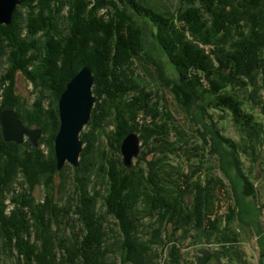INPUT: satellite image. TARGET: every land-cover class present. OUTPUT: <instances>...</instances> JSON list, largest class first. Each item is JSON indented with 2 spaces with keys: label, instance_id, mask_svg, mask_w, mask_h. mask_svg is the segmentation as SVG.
I'll return each mask as SVG.
<instances>
[{
  "label": "trees",
  "instance_id": "1",
  "mask_svg": "<svg viewBox=\"0 0 264 264\" xmlns=\"http://www.w3.org/2000/svg\"><path fill=\"white\" fill-rule=\"evenodd\" d=\"M148 19L180 75V102L204 113L222 111L240 131L232 163L244 180L243 194L258 200L260 178L245 174L242 163L256 164L264 146L263 123L245 104L249 95L252 100L264 92V0H179L174 12L146 0H24L12 23L0 24V75L9 84L0 113L13 108L27 126L42 128L40 145L47 143L49 152L30 142H6L0 123V264L8 258L16 264H159L158 251L170 244L166 259L182 264L180 244L161 247L169 229L185 236L198 230L212 247L209 262L234 252L238 264H246L239 234L222 228L224 215L229 221L236 216L221 178L211 174L205 181L193 163L174 166L165 150L130 167L121 158L129 134L147 139L165 133L128 67L132 57L146 53ZM85 66L93 70L98 100L81 134L80 166L58 171L59 99ZM15 72L39 89L32 108L25 106L34 117L20 107ZM110 148L118 156H110ZM70 167L73 175L64 177ZM39 182L41 199L33 193ZM220 240L223 246L213 248Z\"/></svg>",
  "mask_w": 264,
  "mask_h": 264
},
{
  "label": "rangeland",
  "instance_id": "2",
  "mask_svg": "<svg viewBox=\"0 0 264 264\" xmlns=\"http://www.w3.org/2000/svg\"><path fill=\"white\" fill-rule=\"evenodd\" d=\"M178 2L179 0H146V3L151 7L168 12H174L177 8ZM19 5L20 4H17L16 9ZM144 23L146 24L144 25ZM144 23V43L146 53H142L140 57H132L128 67L132 70L133 75L136 76L141 87L140 89L148 92L150 107L157 112L159 117H162V124L165 133L162 137H154V135L151 134L152 136H149L147 139H141L140 153L134 157L133 162L135 164L138 158L139 160L143 158L141 156L152 159L157 151L165 150L169 152L171 156L170 160L174 166L176 165L186 168L193 163V167L196 169V174L203 176L205 181L209 175L216 174L217 177L221 178L223 184H226L228 196L229 198H232V206H235L234 214L236 217L233 221H229L228 217L224 215L225 220L223 221V230L231 228L232 230L234 229L236 232L235 234H239L240 245L245 253L246 264H264V146L260 149L262 155L256 164L246 158L247 161L245 160V163H242L246 172L245 174L249 176L254 174L255 176H258V179L260 178V181L258 182L259 197L256 201L253 197L247 198V196L243 194L244 180L242 176L238 174V169L232 163L234 158L232 144H234V142H240L241 138V133L237 129L235 123L230 116H227L226 113L222 111H211L212 113L207 111L204 113L198 108L185 107L180 102L176 95L178 88L175 85L176 81H179L180 75H178L175 65L170 61L167 52L157 41V27L149 19L144 21ZM157 62L160 63L165 70L163 75ZM4 66L7 65L5 64ZM6 69L7 67H5V70ZM165 74L169 79H166ZM2 78L0 75V102L2 100V94L9 86L8 83L6 86L3 85ZM13 78L15 79L14 92H16L22 102L20 107H23V110L29 115V117H31L33 115L25 108V106L32 108L31 103L34 104L33 101L36 97L39 98L40 96L39 89L34 88L33 84H31L20 72L13 73ZM110 84L106 85L111 86ZM257 89L258 88H256V90ZM249 100L250 103L245 101V104H247L253 111L257 116V119L263 123L264 129V92L261 91V95L257 93L252 97V100L249 95ZM86 127L84 130H86ZM30 128L35 129L40 127L35 125ZM1 133L3 140H5L3 128L1 129ZM43 135L44 133L42 136ZM25 142H30L35 146L29 136L26 137ZM84 147L85 143L83 150ZM40 148L44 153L49 152L47 143L41 144ZM109 155L115 157L118 156V153L113 148H110ZM120 155L124 162L122 148ZM67 165L75 167L67 162L63 169H65ZM72 167L67 168V171L64 172V177H71L73 175ZM235 175H239V177H237L238 179ZM62 181L60 174L59 177L57 175L56 182L58 191L61 190L60 183ZM41 186L42 185L39 182L33 190L34 196L37 199L43 198L41 197ZM102 201L103 198H100L97 205L100 208L99 210L104 212V210H101ZM226 212L227 211H221L220 214ZM73 222H75V220H73ZM66 230L67 225L63 224L61 232L64 233ZM155 230L158 229L155 227ZM155 230L151 229V231ZM109 231L113 232L116 231V229L109 228ZM171 231L173 232V235L169 237ZM175 233L174 229H169L167 234L162 237L161 247L167 245L166 241L172 240L174 244L176 242L180 244V252L183 255L182 264H185L186 262L187 264H238V259L234 252L230 254L231 256L225 258L221 262H209L208 258L211 255L212 247H208L209 245H207L206 238L198 232V230L193 229L187 233V236H185L184 233L183 235L180 234V231L177 235H175ZM221 245L223 246L222 240L217 241L212 246L213 248H221ZM170 246L171 244L168 245L165 250L163 248L158 251L159 257L156 259L157 263L170 264L171 260H167L165 257ZM160 252L162 256H160ZM133 256L136 257V255ZM15 261V258H8L3 264H16ZM143 261L144 260H142V262Z\"/></svg>",
  "mask_w": 264,
  "mask_h": 264
},
{
  "label": "water",
  "instance_id": "3",
  "mask_svg": "<svg viewBox=\"0 0 264 264\" xmlns=\"http://www.w3.org/2000/svg\"><path fill=\"white\" fill-rule=\"evenodd\" d=\"M22 0H0V24L10 25L17 4ZM95 76L90 66L83 67L67 84L59 99L60 129L55 138L57 168L62 170L66 163L80 166L84 141L81 134L89 124L97 96L93 88ZM4 139L22 144L29 136L35 146L39 145L42 128L31 129L14 109H4L0 113ZM141 138L136 133L129 134L122 143L125 164L130 167L141 150Z\"/></svg>",
  "mask_w": 264,
  "mask_h": 264
}]
</instances>
